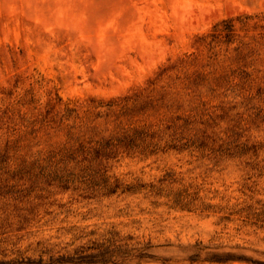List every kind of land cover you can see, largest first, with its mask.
Instances as JSON below:
<instances>
[{
  "label": "rangeland",
  "instance_id": "374dc122",
  "mask_svg": "<svg viewBox=\"0 0 264 264\" xmlns=\"http://www.w3.org/2000/svg\"><path fill=\"white\" fill-rule=\"evenodd\" d=\"M81 246L264 262V0H0V260Z\"/></svg>",
  "mask_w": 264,
  "mask_h": 264
},
{
  "label": "trees",
  "instance_id": "16d2710c",
  "mask_svg": "<svg viewBox=\"0 0 264 264\" xmlns=\"http://www.w3.org/2000/svg\"><path fill=\"white\" fill-rule=\"evenodd\" d=\"M230 22V21H229ZM232 27V24H231ZM232 28H230L231 30ZM90 248L81 246L74 250L73 254H65L57 257H50V263H83V262H96V261H107L108 254L110 251L108 249L98 251V252H87ZM234 256L233 254H228L226 258L231 259ZM26 262L22 259H12V260H0V264H25ZM258 264H264V262H256Z\"/></svg>",
  "mask_w": 264,
  "mask_h": 264
}]
</instances>
